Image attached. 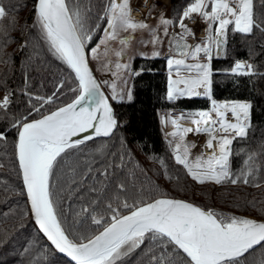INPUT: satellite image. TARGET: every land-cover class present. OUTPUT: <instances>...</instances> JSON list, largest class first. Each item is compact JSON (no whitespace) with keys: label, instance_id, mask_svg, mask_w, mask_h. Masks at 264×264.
I'll list each match as a JSON object with an SVG mask.
<instances>
[{"label":"snow or ice","instance_id":"1","mask_svg":"<svg viewBox=\"0 0 264 264\" xmlns=\"http://www.w3.org/2000/svg\"><path fill=\"white\" fill-rule=\"evenodd\" d=\"M147 5L148 0H144L142 6ZM261 6L264 7V0H261ZM15 8V5L3 6L0 0V62L5 65L11 64L12 54L5 53L4 48L15 42L9 34L14 27V19L5 22ZM156 9L153 2L147 15L137 21L132 13L139 9L132 7V0H33V19L27 27L34 29L35 38L42 40L51 55L70 70L69 79L76 86L69 88L73 93L71 102L48 114H43L41 109L58 98L65 87L64 80L59 82L51 96L25 92L29 99L26 113L10 112L13 92L4 91L0 96V118L10 126L0 128V141H6L7 131L15 130V157L30 203V218L55 250L75 264H117L138 249L143 251L138 264H264V222L225 216L183 200L158 198L137 206L127 202L120 204L117 194V206L113 207L111 201L107 205L106 210L111 212L110 220L104 219L102 213L92 215V222L102 228L92 236L83 233L76 236L68 232L58 216L52 191L57 171L69 168L75 173L79 166L80 146L93 140L94 136L109 137L118 127L109 98L100 90V84L89 67L88 56L91 54L97 60L101 54L105 58L111 55L124 58L123 61L117 59V71L112 75H119L121 82L126 84L128 75L140 74L132 72L127 62L131 42L138 31L151 37L148 41H139L153 46L151 58L162 55L157 46L165 40L170 51L181 57L167 58L168 101L199 96L211 101L209 110L182 113L180 117L170 119L174 130L168 133L172 138L169 147L175 164L186 169L187 175L200 185L224 186L242 182L260 186L256 173L261 169L256 165L257 156L264 159V143L248 153L239 172H234L230 163L233 141L246 138L251 127L252 104L213 99L211 61L213 48L219 55L229 31L248 35L259 29L264 33V14H256L254 0H189L176 16L175 26L180 31L173 33L169 26L174 25V21L165 18L162 10L158 12L159 23L156 26L146 23L147 17ZM197 18L204 22L207 35L203 42L191 44L187 38L194 37L195 31L188 28L185 21L196 23ZM97 38L98 43L90 47ZM25 46L21 44L20 50ZM131 51L134 53V49ZM201 54L206 62H199ZM188 58L195 62L187 63ZM103 68L110 71L111 65L105 63ZM253 71L252 64L239 61L230 69L235 75H251ZM27 81L26 76V88L29 86ZM104 83L107 85L108 81ZM110 88L113 101L121 102L125 97L128 101L133 99L130 89L118 91L114 82ZM34 113L40 118H35ZM182 121L192 126L184 127ZM202 133L208 137L203 147L211 150L207 157L203 153L193 155L192 149L197 147V143L186 140L189 134ZM81 134L87 135L78 138ZM160 163L163 165L162 160ZM100 174L107 179V170ZM117 189L123 191L124 185L118 183ZM90 191L96 192L97 189L93 187ZM249 204L255 207V202ZM119 207L128 209V214L120 213ZM81 211L95 213L96 208L82 207ZM20 219L23 220L24 216ZM19 227L23 228L24 224L20 223ZM7 235L6 228L0 226V248L8 242ZM146 241L150 246L145 251L141 246ZM33 247L34 241H29L27 247L15 253L21 257L20 264H24V258ZM157 250L160 255H157ZM28 264H40V258H30Z\"/></svg>","mask_w":264,"mask_h":264},{"label":"trees","instance_id":"2","mask_svg":"<svg viewBox=\"0 0 264 264\" xmlns=\"http://www.w3.org/2000/svg\"><path fill=\"white\" fill-rule=\"evenodd\" d=\"M32 2L33 0H2L5 7L16 6L5 22L14 19V27L9 34L15 42L4 48L5 53L12 54V62L10 65L0 62V92L14 93L10 105L12 114L26 113L29 109V99L24 95L25 92L51 96L59 82L65 81V87L58 98L41 109L44 114L71 101L73 93L69 88L76 86L69 79L70 70L51 55L42 40L35 38L36 31L27 27L33 19ZM188 2L189 0H170L168 14L174 21L173 27L177 13ZM168 4L169 0L165 5ZM254 4L256 14H264L261 0H254ZM97 42L98 38L90 47ZM21 44L26 45L23 50H20ZM212 57L213 99L246 101L252 104L248 135L246 138H236L231 146L232 170L239 172L244 167L243 161L247 159L248 153L257 150L264 143V33L259 29H254L248 35L229 31L222 52L217 55L214 48ZM237 61L252 64L253 73L232 74L230 69ZM131 71L140 73L132 75L133 99L112 102L118 120V127L113 134L81 145L76 172L62 168L53 178V199L63 227L76 236L81 233L92 236L101 228V225L92 222V215L102 213L104 219L110 220L111 212L106 210L107 205L111 201L113 207L117 206V194L120 204L127 202L129 205L135 203L139 206L142 202H149L157 197H176L224 215H249L264 219V159L257 156L256 166L261 169L256 173L259 187L242 182L224 186L194 182L187 175L186 169L174 162L160 121L161 114L166 111L176 115L209 110L211 101L204 96L168 101V68L165 56L151 58L135 55L131 61ZM26 76L29 85L27 88ZM71 76L74 77V74ZM33 116L39 115L34 113ZM6 126L10 127L6 120L0 118V128ZM14 142L15 130L7 131L6 141H0V165H3L0 167V226L6 228L8 234V242L0 248V264H20L21 257L15 253L22 247H27L29 241H34V247L28 257L24 258V264H28V259L35 256L40 258V264H73L53 252L31 221L15 159ZM105 170L108 173L107 179L100 174ZM118 183L124 185L123 191L117 189ZM93 187L97 189L96 192L90 191ZM77 188L79 191H75ZM249 202H255V207ZM82 207H89L90 210L95 207L96 212L83 213ZM118 210L122 214L128 212L123 207ZM5 213L8 215L5 216ZM21 216H24L23 220L20 219ZM20 223L24 224L23 228L19 227ZM148 246L150 242L146 241L141 248L146 251ZM157 255H160L159 250ZM142 257L143 251L138 249L117 264H138Z\"/></svg>","mask_w":264,"mask_h":264},{"label":"rangeland","instance_id":"3","mask_svg":"<svg viewBox=\"0 0 264 264\" xmlns=\"http://www.w3.org/2000/svg\"><path fill=\"white\" fill-rule=\"evenodd\" d=\"M166 1L167 0H148V5L147 6L140 7L141 6L140 3L144 4V0L142 2H140V0H132V6L133 7H136L137 8L139 6L138 7L139 11H137L136 13H139V15H140V17L134 18V19L137 20V21L143 19L147 15V13H148V7H150L152 5V3L154 2L157 5V9H156V11H154L152 13L151 16H148L147 17L146 23H148L149 25H152V26H156L159 23V20H158V12L159 11H161V10L163 11V14H164L165 18L167 16H169L168 13H169L170 0H169V4L168 5H165ZM186 21H188V20H186ZM189 21H191V20H189ZM192 24H193V27L190 26L188 28L193 29L195 31V36L194 37H188L187 38L188 42L189 43H192V44H196V43L203 42L204 39H205V37H206V35H207V33L205 32V27L206 26H205L204 22L202 20H200L199 18H197L196 19V23H193L192 22ZM169 31L170 32H173V33H178L180 31V29L177 26L173 27L171 25V26H169ZM122 35H126V34H122ZM150 39H151V37L146 32L145 33H141V32L138 31L137 33L134 34V39L132 40L131 45H130V52H129L130 59L127 61L128 63L130 61H132V58L135 55H137V54H140V53H144L145 55H146V53L147 54H151L150 50L151 49L153 50V46L150 43H145L146 45L139 43L140 40L148 41ZM113 46L116 47V48H119V45L118 44H114ZM157 47H158V50L162 53V55L167 54L171 58L179 59L178 57H176L178 55L176 54L175 51H170L169 46H168V43H167V40H165L162 45H158ZM132 49H134V53H133V51H131ZM102 52H103V48H101V53ZM221 52L222 51H220V53ZM89 59H90V62L92 64V67H93V69H94V71H95V73L97 75V78H98L100 84L102 85L103 89L105 90V92L108 95V97H109L110 100H111V88H110V85L113 82L116 84L118 91L121 88H123L125 90H128V89L131 90L132 75H128L126 77V79H127V83L126 84H123L121 82V78H120L119 75H116V76H113L112 75V72H116L117 71L115 69V62L117 60L106 59L102 54H101V56H100V58L98 60L97 59H93L92 55L89 54ZM120 59L122 61L124 60V58H120ZM186 62L187 63H193L195 61H193V60H191L189 58V59H186ZM199 62L203 63V62H206V61H205V59L203 57H201V59L199 60ZM242 62H244V63L247 64L246 61H242ZM105 63H109L111 65V70L110 71L108 69H104L103 68V65ZM173 78H175V75L174 74H173ZM104 81H108V84L106 85L104 83ZM3 93L4 92H0V96H2ZM124 100H126V97H125ZM111 101L114 102L113 100H111ZM243 102H245V101H243ZM183 113H190V112H183ZM181 114L182 113H179V114L174 115V114H172L169 111H166V112H164V113L161 114L160 121H161L162 128H163V131H164V134L166 136V139H167L168 144H169V141L172 139L170 136H168V133H170V132H172V130H174L173 127H172V125H171V123H170V119L180 117ZM183 122L184 121H182V123ZM184 123H188L189 124V122H184ZM206 136H207V134H203L202 133V134H199V135L189 134L186 137V140L187 141H189V142H196L197 143V147L194 148V149H192V154L193 155H199V154L203 153L201 144H203V143L206 142V139L208 138ZM203 155L205 157H207L204 153H203ZM225 216H231V215H225ZM238 218L256 219V218H254L252 216H249V215L239 216Z\"/></svg>","mask_w":264,"mask_h":264},{"label":"water","instance_id":"4","mask_svg":"<svg viewBox=\"0 0 264 264\" xmlns=\"http://www.w3.org/2000/svg\"><path fill=\"white\" fill-rule=\"evenodd\" d=\"M88 59H89V56H88ZM89 61H90V59H89ZM89 67H90V69L92 70L94 77L97 79L98 83L100 84V82H99V80H98V78H97V75H96V73H95V71H94V69H93V67H92L91 62L89 63ZM100 90L104 93V95H105L106 97H108V95L106 94V92H105V90L103 89V87H102L101 84H100ZM108 98H109V97H108ZM69 102H71V101H69ZM69 102H68V103H69ZM109 103H110V105H111V106L113 107V109H114L113 103H112V101H111L110 99H109ZM66 104H67V103H66ZM64 105H65V104H64ZM64 105H62V106H64ZM60 107H61V106H60ZM58 108H59V107H58ZM56 109H57V108H55V109H53V110H51V111H54V110H56ZM48 112H49V111H48ZM48 112H46V113H44V114H48ZM114 114H115V110H114ZM35 118H40V116H37V117H35ZM114 130H115V129H114ZM83 135H87V134H81V137H78V138H82ZM109 137H110V136H109ZM103 138H108V137H95V136H94L93 140H96V139H103ZM93 140H91V141H93ZM86 142H89V141H86ZM15 159H16V157H15ZM16 162H17V166H18V161L16 160ZM18 170H19V168H18ZM21 182H22V178H21ZM22 186H23V183H22ZM23 189H24V188H23ZM24 193H25V196H26V201H27L28 210H29V214H30V203H29L28 200H27V195H26V191H25V190H24ZM158 198L178 199V200H183V201L189 202V201H187V200H184V199H181V198H176V197H157V198H155V199H158ZM153 200H154V199H153ZM149 202H150V201H149ZM190 203H192V202H190ZM193 204H194V205H197V204H195V203H193ZM139 206H140V205H139ZM197 206H198V205H197ZM199 207H200V206H199ZM201 208H202V207H201ZM123 214H128V212H125V213H123ZM253 220H256L257 222H264V219H253ZM31 221H32V223H33L35 229L37 230V232H38V233L40 234V236L45 240V242L47 243V245L53 250V252H54L56 255L61 256V257L65 258V259H67L69 262L75 264V262H74V261H71V259H70L69 257L65 256L63 253H59V252H57V251L55 250L54 246L51 245L50 241H48L47 238L43 235V233H41V232L39 231L38 226L35 224L34 220L31 219ZM100 230H102V228L98 229L93 235L98 234V231H100Z\"/></svg>","mask_w":264,"mask_h":264},{"label":"bare ground","instance_id":"5","mask_svg":"<svg viewBox=\"0 0 264 264\" xmlns=\"http://www.w3.org/2000/svg\"><path fill=\"white\" fill-rule=\"evenodd\" d=\"M143 0H140V2H142ZM141 4V6L140 7H145V6H142L143 4L142 3H140ZM133 7V6H132ZM139 7V6H138ZM138 7L136 8V7H133L134 9H138ZM137 11H134L133 13H132V16L133 17H136V18H138V17H140V15H139V13H136ZM144 12V11H143ZM189 21V20H188ZM185 21V23H186V25L188 26V27H190V26H192L193 27V24H192V22L191 21ZM198 26V25H197ZM199 27V26H198ZM182 123V122H181ZM182 125L183 126H185V127H191L192 125L189 123H182ZM173 131V130H172ZM207 137V136H206ZM205 137V138H206ZM201 138V137H200ZM205 143H203V144H201V147H202V151H203V153L206 155V156H208V155H210L211 154V150H207L206 148H204L203 147V145H204Z\"/></svg>","mask_w":264,"mask_h":264},{"label":"crops","instance_id":"6","mask_svg":"<svg viewBox=\"0 0 264 264\" xmlns=\"http://www.w3.org/2000/svg\"><path fill=\"white\" fill-rule=\"evenodd\" d=\"M170 6V5H169ZM133 18H136V17H133ZM166 18H169V16H167ZM170 19V18H169ZM173 29V28H172ZM192 44V43H191ZM144 45H146V44H144ZM146 50V49H145ZM147 52V51H146ZM150 52H152V49L150 50ZM137 56H142V57H144V56H151V54H147L146 53V55H140V54H137ZM161 56H165L166 58H169V55H167V54H164V55H161ZM176 57H178V58H181L179 55L178 56H176ZM201 57H203V54H201ZM106 59H112V60H117V59H120V58H117V57H115V55H111V56H109V57H107ZM189 59V58H188ZM121 60V59H120ZM110 61V60H109ZM112 63V62H111ZM130 63V65H131V61L129 62ZM167 68H168V66H167ZM168 78H169V70H168ZM217 102H226V101H217ZM243 102V101H242Z\"/></svg>","mask_w":264,"mask_h":264},{"label":"built area","instance_id":"7","mask_svg":"<svg viewBox=\"0 0 264 264\" xmlns=\"http://www.w3.org/2000/svg\"><path fill=\"white\" fill-rule=\"evenodd\" d=\"M240 62H242V61H240ZM244 63V62H243Z\"/></svg>","mask_w":264,"mask_h":264}]
</instances>
